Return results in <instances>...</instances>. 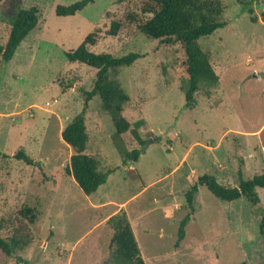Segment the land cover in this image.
Returning <instances> with one entry per match:
<instances>
[{
	"label": "rangeland",
	"instance_id": "obj_1",
	"mask_svg": "<svg viewBox=\"0 0 264 264\" xmlns=\"http://www.w3.org/2000/svg\"><path fill=\"white\" fill-rule=\"evenodd\" d=\"M79 1L0 3V46L19 9L36 7L40 15L12 60L0 57V153L7 156H0V237L28 244L13 258L0 253V264H133L111 253L114 231L107 222L120 213L145 264H264V188L255 190L259 204L252 206L245 198L221 201L199 187L195 213L175 248L187 214L184 194L200 177L237 187L238 170L244 181L264 174V0H221L226 26L198 41L219 84L202 88L193 108L175 74L181 48L148 39L125 19L129 13L148 18L141 0H96L74 16L55 14L57 6ZM244 2L252 4L256 23L242 12ZM111 21L122 23L116 37L106 32ZM96 30L91 52L142 56L116 78L130 97L123 116L130 124L145 121L139 133L148 145L138 162L124 163L112 143V120L93 97L86 153L101 171L114 172L89 197L66 171L73 152L61 132L82 112V90L90 92L96 77L95 69L70 63L65 54ZM122 139L128 151L139 148L130 133ZM21 150L38 165L16 159Z\"/></svg>",
	"mask_w": 264,
	"mask_h": 264
},
{
	"label": "trees",
	"instance_id": "obj_2",
	"mask_svg": "<svg viewBox=\"0 0 264 264\" xmlns=\"http://www.w3.org/2000/svg\"><path fill=\"white\" fill-rule=\"evenodd\" d=\"M4 0H0V3ZM96 0H82L69 7L57 6L55 14L58 17H70L82 11L87 5ZM140 13L148 18L143 21L136 14L129 13L125 19L130 24H137L141 34L148 39L157 40L164 46H179L183 53V61L175 71L181 81V92L184 94L187 108L196 106V94L203 89H214L219 84V77L214 71L210 58L198 44L199 39L212 35L226 26L223 21L224 6L221 0H141ZM242 12L247 13L252 23L257 22L253 16L252 4L244 2ZM40 20L39 10L36 7L19 9L12 17L11 27L4 46H0V57L4 63L12 60L17 48L36 28ZM122 23L111 21L106 31L110 37H116L121 30ZM98 42L97 30L86 36L82 44L74 51L66 53L70 63L84 64L96 70V77L90 92L82 90L84 107L61 132L62 142L71 148L73 154L67 168L80 191L89 196L103 186L114 170L101 171L99 162L86 153L88 134L86 130V112L93 97H99L101 109L110 116L115 133L112 140L124 158V163L138 162L144 154L148 140H143L139 130L145 125L144 120L130 124L123 116L124 107L130 97L116 78L123 67L132 66L142 58L140 54L130 53L122 57L111 54H95L89 50ZM207 96L209 92L205 93ZM130 133L139 145V148L128 151L122 137ZM154 139L153 142H156ZM152 140L150 141V143ZM0 156L6 158V155ZM16 159L26 165L35 167L38 164L26 156L24 151L16 154ZM239 184L237 187H226L217 182L213 176L205 175L184 194L187 214L180 223L175 248L177 249L185 238V228L195 213L194 198L199 187H205L216 199L224 202H233L240 198L247 199L252 206L259 204L256 189L264 188V174L254 176L250 180L242 179L241 170H238ZM26 210L23 215H29ZM33 218L30 219V222ZM113 229L110 249L114 257L133 264H145L140 249L133 234L132 227L124 213L109 218L107 222ZM1 229V227H0ZM264 229V219L260 223V232ZM23 239L12 237L9 240L0 237V253L7 258H13L17 252L27 247ZM19 262H23L18 258ZM28 264V263H25ZM245 264V263H241Z\"/></svg>",
	"mask_w": 264,
	"mask_h": 264
},
{
	"label": "crops",
	"instance_id": "obj_3",
	"mask_svg": "<svg viewBox=\"0 0 264 264\" xmlns=\"http://www.w3.org/2000/svg\"><path fill=\"white\" fill-rule=\"evenodd\" d=\"M144 260V259H143Z\"/></svg>",
	"mask_w": 264,
	"mask_h": 264
}]
</instances>
